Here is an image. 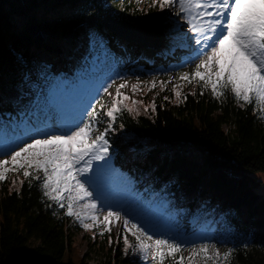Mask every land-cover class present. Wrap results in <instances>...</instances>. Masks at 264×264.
<instances>
[{
	"label": "trees",
	"instance_id": "16d2710c",
	"mask_svg": "<svg viewBox=\"0 0 264 264\" xmlns=\"http://www.w3.org/2000/svg\"><path fill=\"white\" fill-rule=\"evenodd\" d=\"M99 1L0 0V90L21 84L38 63L58 74L68 72L74 66L70 54L83 51L93 33L106 37L110 46L121 43L128 58L143 60V47L121 40L91 19L103 10ZM152 2L109 0V6L119 19L141 25L169 12ZM21 17L28 19L24 25L19 24ZM30 22L46 33L45 41L30 35ZM163 52L169 50L163 46L151 60L157 67L166 66L165 60L180 62L176 58L182 52L166 59ZM182 72L150 79L159 89L144 99L146 111L117 115L107 137L111 158L143 194L175 199L185 207L186 217L200 208L218 218L221 254L234 249L228 264H264V120L252 105L236 102L230 93L222 100L210 90L201 95L197 83H184L178 98L173 87ZM170 77L172 83L162 88L160 82ZM98 100L107 106L112 102L108 97ZM127 102L131 106L133 101ZM0 113L24 114L7 100H0ZM107 122L101 112V131ZM39 184L32 180L30 185L22 171L0 182V264H90L88 255L73 256L79 223L48 200ZM96 241L91 246L100 264H142L132 251L124 253L122 240L113 233ZM166 262L174 264L170 258Z\"/></svg>",
	"mask_w": 264,
	"mask_h": 264
},
{
	"label": "snow or ice",
	"instance_id": "6c2138e0",
	"mask_svg": "<svg viewBox=\"0 0 264 264\" xmlns=\"http://www.w3.org/2000/svg\"><path fill=\"white\" fill-rule=\"evenodd\" d=\"M151 6L175 10L176 16H182L197 46L192 59L199 62L192 72L180 73L179 79L200 84V94L210 90L216 100L230 93L236 102L252 105L264 120V0H153ZM141 83L138 80L132 85L133 91ZM168 83H172L171 77L160 86ZM127 86L125 81L116 88L110 106L96 100L101 111L90 102L73 119H60L54 130L37 129L22 145L0 152L7 157L0 159V182L7 180L9 173L22 171L30 185L32 180L39 181L43 195L86 231L103 226L100 235L110 234L115 223L122 222L117 239L122 240L126 255L131 249L144 260L151 257L154 264H164L169 258L174 264H197L198 259L203 264H228L234 249L221 254L209 243L193 246L186 262L183 242L160 233L149 219L138 217L140 222H135L124 203L114 210L108 202L111 191L128 187L127 178L111 166L107 138L119 113L135 111L138 102L129 106L125 101L130 97L121 92ZM156 86L153 80L151 88ZM175 95L179 98L181 92L175 90ZM101 112L108 121L103 131L98 127Z\"/></svg>",
	"mask_w": 264,
	"mask_h": 264
},
{
	"label": "rangeland",
	"instance_id": "374dc122",
	"mask_svg": "<svg viewBox=\"0 0 264 264\" xmlns=\"http://www.w3.org/2000/svg\"><path fill=\"white\" fill-rule=\"evenodd\" d=\"M99 2L103 10L101 13L93 15L91 19L101 21L109 15L119 19L118 12L109 6V0H100ZM27 21V18H19L20 25H24ZM151 22L161 26L165 35L163 43L167 48L172 43L186 44L184 46L188 54H184L182 66L172 64L157 70L156 66L150 64L144 68L142 63H149L158 50L143 47L145 49L143 60L139 62L138 59L128 58L124 54L121 43L110 46L106 37L93 33L89 43L85 40L83 51L75 50L70 54L74 68H72L73 66L69 67L68 73L58 74L52 72L47 65L38 63L21 84L0 90V100H7L13 108L19 106L24 112L23 115L16 114L15 116L0 113V152L12 148L15 144L22 145L27 140L28 135H35L37 129L47 130L51 128L54 130L60 119H73L88 107L90 102L94 105L96 100L103 97H108L109 100L113 101L116 88L125 81H128V86L122 88L121 92L128 95L132 101L138 102L135 105L138 109L135 108V110L144 112L147 109L146 104L144 105V99L155 95L159 89L151 88L153 79H150L153 76L176 75L181 71L192 72L195 63L199 62L192 59L193 50L197 46L195 44L190 46L191 42L188 40H191L192 34L182 16L178 17L169 10L159 19ZM174 50L172 48L169 55L173 56ZM119 51L123 53V57L116 55V52ZM138 80L142 82L140 88L133 91L132 85L136 84ZM146 80L149 81L148 84L143 83ZM113 81L115 84L112 83ZM174 83L173 89L180 92H182V87H185L184 83L187 84L179 78ZM109 85L111 87H108ZM105 87H108L107 93L104 92ZM150 88L151 90H149ZM194 88L195 86L190 90L194 91ZM125 103L128 104L127 101ZM43 122L47 123L48 126L40 125ZM14 137L18 138L16 142H13L15 141ZM5 158H7L5 155L0 154V159ZM108 159L111 166L128 180L126 189H115L107 195L108 202L114 206V210H118V205L124 203L135 222H140L139 219H136L138 217L149 219L160 233L176 238L178 242H183L185 245L183 256L186 258V262L191 255L192 247L200 243L215 245L221 252L217 243L220 239L217 227L218 218L211 215L209 211H203L200 208L186 217L185 207L178 205L175 199L166 195L143 194L141 188L132 186L131 178L117 169L111 155ZM191 226L193 227L190 228ZM102 230L103 226L93 228L91 231H86L80 227L75 233L74 258L82 259L88 255L90 256V264H100L101 258L93 252L91 244L94 245V248L97 246L94 242H97L98 237L103 236L100 235ZM121 231L122 222H116L111 233L118 237ZM104 234H108V232H104ZM130 242L135 243L131 236ZM130 251L132 250L130 249ZM134 255L138 256L142 264H154L151 257L144 260L138 253ZM166 260L164 264H168ZM200 263L203 261L198 259L197 264Z\"/></svg>",
	"mask_w": 264,
	"mask_h": 264
},
{
	"label": "water",
	"instance_id": "95a60500",
	"mask_svg": "<svg viewBox=\"0 0 264 264\" xmlns=\"http://www.w3.org/2000/svg\"><path fill=\"white\" fill-rule=\"evenodd\" d=\"M100 23L118 37L144 48L158 49L161 47L165 38L161 26L151 21L138 25L128 20L117 19L109 15L102 19ZM29 33L38 41H45L46 39V33L33 22L29 23Z\"/></svg>",
	"mask_w": 264,
	"mask_h": 264
},
{
	"label": "bare ground",
	"instance_id": "6f19581e",
	"mask_svg": "<svg viewBox=\"0 0 264 264\" xmlns=\"http://www.w3.org/2000/svg\"><path fill=\"white\" fill-rule=\"evenodd\" d=\"M186 52H187V51H186ZM187 54H188V53H187ZM187 54H186V55H187ZM181 61L183 62L184 60H181ZM14 140H15V141H13V142H16V141L18 140V138L14 137Z\"/></svg>",
	"mask_w": 264,
	"mask_h": 264
}]
</instances>
